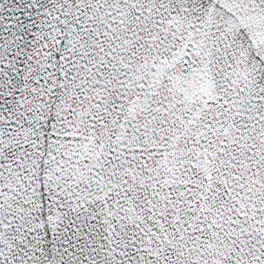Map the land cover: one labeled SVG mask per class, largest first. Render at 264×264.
Returning a JSON list of instances; mask_svg holds the SVG:
<instances>
[{
	"label": "snow or ice",
	"instance_id": "6c2138e0",
	"mask_svg": "<svg viewBox=\"0 0 264 264\" xmlns=\"http://www.w3.org/2000/svg\"><path fill=\"white\" fill-rule=\"evenodd\" d=\"M0 264H264V0H0Z\"/></svg>",
	"mask_w": 264,
	"mask_h": 264
}]
</instances>
